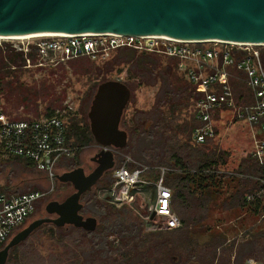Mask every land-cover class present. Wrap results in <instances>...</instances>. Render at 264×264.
<instances>
[{
  "label": "trees",
  "instance_id": "trees-1",
  "mask_svg": "<svg viewBox=\"0 0 264 264\" xmlns=\"http://www.w3.org/2000/svg\"><path fill=\"white\" fill-rule=\"evenodd\" d=\"M29 57L35 64L37 58L33 50ZM105 61H109L107 64L110 66H129L127 79L123 83L130 89V100L138 88L158 85L150 109L134 110L129 118L122 117L120 126L127 131L128 139L126 146L118 152L141 165L166 168L164 183L171 190V206L180 226L170 230L168 234L144 232V222L129 208H116L108 202L107 195H97V188H109L112 185L113 177L107 176L100 180L103 184L99 181L80 199L83 204L81 214L94 217L97 220L96 229L87 232L73 226H40L29 237L46 229L56 247L48 258H39L40 260L49 259L50 264H188L189 261H197L192 254L183 258V263L169 256L177 246L175 233L183 226L202 225L207 219L209 207L213 205L211 209H217L215 202L223 192L220 202L223 210L238 213L249 211L254 216L264 217V200L255 203L246 200L247 195L254 194L263 187L260 179H264V170L250 154L242 158L234 169L229 170L226 166L230 153L220 149L219 136L229 123L230 113L225 112L221 116L217 111L215 135L202 143L193 142L192 132L199 122L188 109L202 94L178 71L176 58L124 47ZM24 65L22 52H16L9 45H6L5 51H0V100L10 102L8 104L15 115L8 113L4 106L2 110L16 119L49 116L61 107L64 97L61 94L64 91L58 94L56 87L66 77V71L62 68L49 70L47 76H43L40 81L25 86L21 77L30 70ZM40 70L43 69L36 68L35 71ZM91 70L98 75L101 71L100 68H90L88 72ZM230 83L236 102H248L241 99L245 92L242 88L245 86L235 80H230ZM91 93L92 91L86 94L83 103L90 100ZM12 95L14 98L10 97ZM39 103L44 104L42 111L39 110ZM187 110L189 113H185ZM183 112L184 118L181 116ZM247 130L243 127L244 132ZM67 136L69 143L77 147L76 155L64 160L68 170L74 168L78 153L94 144V139L87 123L80 124L78 121L72 122L70 127L68 124ZM9 161L15 165H31L26 160ZM119 165L120 163L115 164L116 167ZM223 167L226 168L224 172L221 171ZM152 173L151 178H154L156 174L152 176ZM31 190L37 191L31 188L28 191ZM43 200L37 205L36 211ZM27 239L10 249L7 264L23 263V258L17 257L18 248L25 245ZM228 242L227 236L218 234L216 240L201 248L205 254V264H230L231 257V264H246L245 260L249 257L264 264V232L251 234L241 243L234 241L226 247ZM190 251L193 250L188 252ZM158 253H163V258ZM194 263L199 264L198 261Z\"/></svg>",
  "mask_w": 264,
  "mask_h": 264
},
{
  "label": "built area",
  "instance_id": "built-area-1",
  "mask_svg": "<svg viewBox=\"0 0 264 264\" xmlns=\"http://www.w3.org/2000/svg\"><path fill=\"white\" fill-rule=\"evenodd\" d=\"M18 40L23 53L25 68L57 66L60 63L87 57L106 60L118 49L129 47L138 51L155 52L178 60V71L196 87L202 96L190 106V113L199 124L192 132V140L202 143L215 135L217 111L221 116L230 113L228 125L237 123L247 127L252 143V156L264 170V43L190 41L163 36H131L115 33H79L44 35ZM35 52L33 64L29 53ZM230 80L243 84L248 92L242 93L246 103H237ZM72 106L38 119H16L0 108V159H23L30 167L43 173L48 188L44 191H0V247L25 227L35 214L37 205L52 193L58 183L57 170L67 171L64 160L76 155L77 147L69 143L68 117ZM101 148V147H100ZM123 156L118 167L113 168V182L99 193L107 195L108 202L120 208L126 206L145 225L159 229L175 230L180 221L171 206V190L165 185L166 168L141 165L129 156ZM156 175L146 180L148 173ZM263 187L246 200H264ZM148 186H150L148 188ZM152 190V201H139L140 195ZM1 249V248H0ZM246 264H256L248 259Z\"/></svg>",
  "mask_w": 264,
  "mask_h": 264
},
{
  "label": "water",
  "instance_id": "water-1",
  "mask_svg": "<svg viewBox=\"0 0 264 264\" xmlns=\"http://www.w3.org/2000/svg\"><path fill=\"white\" fill-rule=\"evenodd\" d=\"M79 33L264 43V0H0V36ZM130 96L120 80L97 85L87 112L90 133L101 147L93 158L95 168L88 174L77 167L57 175L73 192L48 202L45 217L14 234L0 249V264L6 263L11 248L44 224L96 229L97 220L81 214L80 199L114 168L113 152L103 148L121 150L127 144L128 133L120 123Z\"/></svg>",
  "mask_w": 264,
  "mask_h": 264
},
{
  "label": "rangeland",
  "instance_id": "rangeland-1",
  "mask_svg": "<svg viewBox=\"0 0 264 264\" xmlns=\"http://www.w3.org/2000/svg\"><path fill=\"white\" fill-rule=\"evenodd\" d=\"M6 45H9L13 50H16L17 47L21 46L18 40H5L0 39V51L6 50ZM114 54L111 55L114 56ZM79 59V58H78ZM90 59V58H89ZM87 58H81L80 60L69 62L66 61L64 63H60L57 66H46L42 67L43 70L35 71L36 68L40 67H30L25 75L21 77V81L25 86H30L34 81H40L43 76H47L46 73L49 70H57L62 68L66 71V77L63 81L56 87L58 90V94L63 92V100L61 103V107L59 110L64 108V104L68 102L72 106V111L68 117L69 127L72 122H80V124L87 123L89 126V122L87 119V112L89 110L90 102L93 97V94L96 90V87L102 79L106 80H120L122 82L127 79V69L128 65H112L107 64L109 61H100V60H92ZM165 60V59H164ZM109 65V66H107ZM110 67V70H109ZM90 68H100V74L98 75L95 71L91 70L88 72ZM59 73V72H58ZM57 73V74H58ZM56 74V75H57ZM243 91H247L246 87L242 88ZM158 90V85L154 87H140L135 90L132 94V98L129 101L122 117L129 118L134 110H148L151 108L156 92ZM90 100L84 102V97L87 93L91 92ZM246 92V93H247ZM14 98V95L10 96ZM10 102H6L4 100H0V108L3 106L7 109V112L15 115L14 110L10 107ZM39 110L42 111L44 109V104L39 103ZM57 110V109H56ZM190 110V108L188 109ZM185 111V113H189ZM185 113L181 115L184 118ZM244 127V126H243ZM243 127L240 124L234 123L231 125H227L224 130L221 131L219 136V141L221 142L220 149L227 150L230 153V158L228 159L227 169H234L240 162L242 158L246 155L252 154V143L250 140L249 131H243ZM247 129V127H245ZM73 140V138H71ZM101 148H99L95 143L82 149L77 156V163L74 168L82 167L86 174L90 173L94 168L95 164L90 161V158L93 157ZM114 154V153H113ZM127 156V155H125ZM254 158V157H253ZM123 159L122 155L114 154L115 164L121 163ZM19 161H24L23 159H18ZM64 168L65 165H64ZM73 168V169H74ZM69 169L67 171H70ZM62 170H57L56 173L62 174ZM222 172L226 171V168L223 167L221 169ZM151 173H148L146 176V180H151ZM58 174V175H59ZM155 173H152V176ZM113 176V169L106 172L102 178ZM101 178V179H102ZM100 179V180H101ZM99 180V181H100ZM98 181V182H99ZM104 181V180H103ZM97 182V183H98ZM101 184L103 182L100 181ZM48 182L43 178V173L25 166L21 163V165H15L13 162L9 160L0 159V191L1 192H28L29 188L36 189L40 191H44L48 188ZM150 186H148L149 188ZM108 188L99 187L96 189L97 195L101 191L106 193ZM35 191V190H31ZM73 192V188L69 183H60L58 181L57 185L54 187L52 193L48 194L40 206L38 210L32 215L28 223L25 227L35 219L42 218L46 216L44 211L45 205L50 201H62L67 196H69ZM152 190L145 192V195H140L139 201L151 202L152 201ZM102 194V192H101ZM224 196V192L221 195V198L218 199L215 204L218 205L217 209H211L214 207L213 205L209 207L208 213L206 215V220H204L202 225L188 226L182 227L177 230L175 233L176 237V248L175 251L171 252L169 256H173L175 260L183 263V258H188L191 254L195 256L196 260L199 264L201 262L205 264L204 255L201 248H203L206 244H209L211 241L216 240V236L218 234L227 236L230 242L226 244V247L230 246L231 242H239L243 241L247 237L251 236V234L264 232V217L261 215L254 216L249 211H243L242 213H238L232 210H223L221 208L220 202ZM101 199V198H100ZM82 203V202H81ZM133 212V211H132ZM133 214H135L133 212ZM83 215V214H82ZM136 215V214H135ZM87 217V214L83 215ZM137 216V215H136ZM190 217V215H189ZM145 225V224H144ZM24 227V228H25ZM67 227V226H66ZM144 232L146 233H161L168 234L170 230L159 229L155 225H145ZM249 232V234H247ZM247 234V235H246ZM234 239V240H231ZM55 241H53L48 234L46 233V229L42 231L39 230L34 235L29 237L26 241L25 245H21L18 248L17 257L19 259L23 258V263L21 264H50L49 259L46 261H42L39 258H48L50 254L56 248ZM189 250H193L188 252ZM164 253V252H163ZM163 253H158V256L163 258ZM248 259H252L258 263L254 258H246L245 263ZM232 257L230 259L231 264ZM176 261V262H177ZM197 261H189L188 264H195ZM7 264V262H6ZM178 264V263H176ZM219 264H229L226 262H220Z\"/></svg>",
  "mask_w": 264,
  "mask_h": 264
},
{
  "label": "bare ground",
  "instance_id": "bare-ground-1",
  "mask_svg": "<svg viewBox=\"0 0 264 264\" xmlns=\"http://www.w3.org/2000/svg\"><path fill=\"white\" fill-rule=\"evenodd\" d=\"M31 37H39V36H20V37L19 36H8V37L0 36V39L10 40V39H23V38H31ZM166 38H169V37H166ZM215 41H219V40H215Z\"/></svg>",
  "mask_w": 264,
  "mask_h": 264
},
{
  "label": "flooded vegetation",
  "instance_id": "flooded-vegetation-1",
  "mask_svg": "<svg viewBox=\"0 0 264 264\" xmlns=\"http://www.w3.org/2000/svg\"><path fill=\"white\" fill-rule=\"evenodd\" d=\"M95 155H96V154H95ZM95 155H94V156H95ZM94 156L90 158V161H91L92 163L95 164V162L93 161ZM95 166H96V164H95ZM28 220H29V219H28ZM28 220H27L26 224L28 223ZM26 224H25V225H26Z\"/></svg>",
  "mask_w": 264,
  "mask_h": 264
}]
</instances>
